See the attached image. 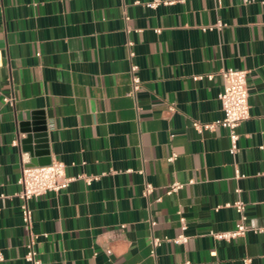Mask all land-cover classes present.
Here are the masks:
<instances>
[{
    "label": "crops",
    "instance_id": "1",
    "mask_svg": "<svg viewBox=\"0 0 264 264\" xmlns=\"http://www.w3.org/2000/svg\"><path fill=\"white\" fill-rule=\"evenodd\" d=\"M150 1L0 0V264H29L17 179L32 116L47 121L51 161L77 177L28 201L41 264H264V0ZM221 68L248 70L234 154ZM237 197L252 230L215 239L238 226L224 205Z\"/></svg>",
    "mask_w": 264,
    "mask_h": 264
},
{
    "label": "built area",
    "instance_id": "2",
    "mask_svg": "<svg viewBox=\"0 0 264 264\" xmlns=\"http://www.w3.org/2000/svg\"><path fill=\"white\" fill-rule=\"evenodd\" d=\"M183 1V0H179ZM243 2H252L255 0H242ZM160 2L169 3L171 1H161V0H152L146 3V6L150 8L156 7ZM223 22L218 20L214 26L221 27ZM156 32H159L160 29H155ZM128 44H132L128 42ZM129 55L132 56L133 52H129ZM137 65L131 64V81H130V93H134L140 87V78L136 75ZM247 73L246 69H236V68H221L218 71L222 81V90L218 95L220 109L223 113L222 119L218 122L223 127L228 130V137L230 140V152L234 154L237 150V140L239 134L237 132V127L244 120L248 119L250 116V106L248 102V88H247ZM213 73H208L203 75L194 76V79H201L206 77L211 80L213 78ZM12 97H4V101L10 102ZM216 122L211 123H201L196 120L192 122V126L198 130L202 131L204 129L213 128ZM13 144H16V141H13ZM175 157V154L171 155L168 159L172 160ZM235 175L240 176L239 170L235 168ZM80 177V176H78ZM98 178L97 176H88L85 178L87 182L92 179ZM77 177L67 176L65 173V164L60 160H52L47 165L41 166H27L22 165L20 175L17 179V183L20 186V190L17 193V196L21 200L20 211L22 216V222L24 229L28 232V239L26 242V252L24 254V260L29 264H41V260L37 257V253L34 249L35 242L38 238V234H35L32 229V212L29 207L28 201L32 198H38L39 196L46 194L47 192H58L62 189H65L69 183L75 180ZM183 184L175 182L170 185L166 192L170 193ZM153 189V185L150 183H145L143 194H149ZM234 192L238 194L240 188L236 187ZM225 206H231L234 208L235 212L239 218L238 226L233 230L220 231V232H210L211 235L218 240L225 239L230 240L239 236L245 235L249 230H252L246 225V213H245V203L244 201L237 197L232 202L224 204ZM182 226L181 229L186 228L184 223V218L181 217ZM255 232H261L263 228H254ZM46 236V234H43ZM167 239V238H166ZM175 243H183L187 241V236L185 234H180L175 238L167 239ZM161 239L154 238L152 240V250L151 253L154 254V248L161 243ZM249 259H244V262L247 263ZM184 264H190V262H185Z\"/></svg>",
    "mask_w": 264,
    "mask_h": 264
},
{
    "label": "water",
    "instance_id": "3",
    "mask_svg": "<svg viewBox=\"0 0 264 264\" xmlns=\"http://www.w3.org/2000/svg\"><path fill=\"white\" fill-rule=\"evenodd\" d=\"M47 127V121L36 116H32L30 122L20 124V131L25 135L21 140L22 151L29 155L27 166H41L51 162Z\"/></svg>",
    "mask_w": 264,
    "mask_h": 264
}]
</instances>
